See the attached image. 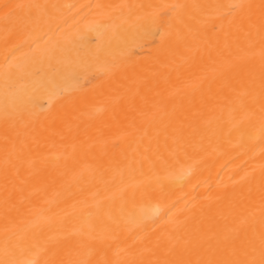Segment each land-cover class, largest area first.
Instances as JSON below:
<instances>
[{
	"label": "bare ground",
	"instance_id": "6f19581e",
	"mask_svg": "<svg viewBox=\"0 0 264 264\" xmlns=\"http://www.w3.org/2000/svg\"><path fill=\"white\" fill-rule=\"evenodd\" d=\"M0 264H264V0H0Z\"/></svg>",
	"mask_w": 264,
	"mask_h": 264
}]
</instances>
